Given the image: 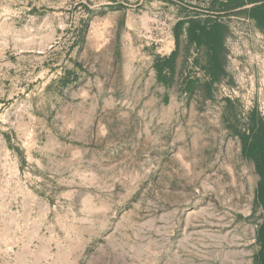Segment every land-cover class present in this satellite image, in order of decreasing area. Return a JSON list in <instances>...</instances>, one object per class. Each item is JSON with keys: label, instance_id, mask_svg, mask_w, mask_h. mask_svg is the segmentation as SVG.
I'll list each match as a JSON object with an SVG mask.
<instances>
[{"label": "rangeland", "instance_id": "rangeland-1", "mask_svg": "<svg viewBox=\"0 0 264 264\" xmlns=\"http://www.w3.org/2000/svg\"><path fill=\"white\" fill-rule=\"evenodd\" d=\"M236 2L0 0V264H254L259 176L223 112L264 115V33ZM198 13L229 25L214 97L153 95L130 44Z\"/></svg>", "mask_w": 264, "mask_h": 264}, {"label": "trees", "instance_id": "trees-1", "mask_svg": "<svg viewBox=\"0 0 264 264\" xmlns=\"http://www.w3.org/2000/svg\"><path fill=\"white\" fill-rule=\"evenodd\" d=\"M239 7H244L240 12L252 20L256 27L264 33V0H237ZM175 33L178 36L185 34L187 39L186 50L193 46L195 51H204L205 62L196 59L205 70L206 81L200 78L186 75L175 77V65L177 54L174 51L169 56L156 55L154 69L159 83L166 87L177 84L178 88L191 96L199 89H203L205 99L214 97L215 83L225 75L226 61V37L229 33V25L217 16L200 17L199 13L188 19H180L175 25ZM176 42L178 40L176 39ZM79 76L73 71H67L60 79L63 86H68L78 80ZM223 119L230 131L239 138L243 157L251 160L259 176L255 190V203L262 210V221L256 230L259 248L254 256V264H264V115L257 107L243 114L238 109L235 101L227 99ZM1 132V129H0Z\"/></svg>", "mask_w": 264, "mask_h": 264}, {"label": "crops", "instance_id": "crops-1", "mask_svg": "<svg viewBox=\"0 0 264 264\" xmlns=\"http://www.w3.org/2000/svg\"><path fill=\"white\" fill-rule=\"evenodd\" d=\"M179 19L181 18H178L177 20ZM126 25L127 24H125V26ZM174 25L171 27V30L168 34V39H165L161 47H156V49L151 50L150 54H148L149 52L147 51L149 47H145V45L139 44L136 40L134 41L133 44H130V47L133 48V51L137 56L140 55L142 58L150 59V64L146 68V72L142 77V79L144 80L145 85L151 88L153 95L157 96L158 92H161L160 88L163 87V93L161 95L163 99H165L167 96H170L171 93L169 91L173 90V88L167 89L163 84L158 82L156 77V71L154 69L155 56L156 55L169 56L173 51L174 53L177 54L176 65H175V77H178L179 71L181 70V65L183 63V60L185 59V54L183 49L187 44L186 35L182 33L180 34V36H178V38H176L177 35L175 33ZM176 39L178 40V42H176ZM104 48H105L104 44H101L100 46L95 48V51L97 53H101L104 50ZM127 48H128L127 43H121L118 52H120L121 55H125ZM190 57L193 60L199 59L203 62L206 61L204 51L203 50L195 51L193 46H191ZM114 60H118V58L115 59L113 58L111 60L112 65L110 66V70L115 69L117 71L119 69V65L117 64V66L115 67L113 65Z\"/></svg>", "mask_w": 264, "mask_h": 264}, {"label": "built area", "instance_id": "built-area-1", "mask_svg": "<svg viewBox=\"0 0 264 264\" xmlns=\"http://www.w3.org/2000/svg\"><path fill=\"white\" fill-rule=\"evenodd\" d=\"M206 76V75H205ZM208 78V77H207Z\"/></svg>", "mask_w": 264, "mask_h": 264}]
</instances>
